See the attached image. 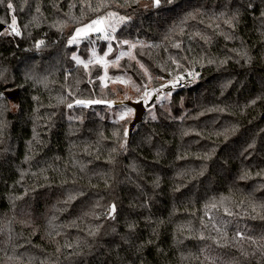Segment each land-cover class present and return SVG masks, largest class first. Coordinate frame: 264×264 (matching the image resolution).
Masks as SVG:
<instances>
[{"label":"trees","instance_id":"trees-1","mask_svg":"<svg viewBox=\"0 0 264 264\" xmlns=\"http://www.w3.org/2000/svg\"><path fill=\"white\" fill-rule=\"evenodd\" d=\"M109 11L130 18L117 35L144 44L155 77H183L128 139L75 103L95 89L72 57L96 46L68 41ZM13 15L21 35H0V264H264V0H3L1 24Z\"/></svg>","mask_w":264,"mask_h":264},{"label":"rangeland","instance_id":"rangeland-1","mask_svg":"<svg viewBox=\"0 0 264 264\" xmlns=\"http://www.w3.org/2000/svg\"><path fill=\"white\" fill-rule=\"evenodd\" d=\"M126 21H128V19ZM124 23L116 25L115 33H111V35L115 36V39L113 40H105L101 37V34L93 33L89 37L80 40V42L76 45L80 46L84 43V41L87 43L94 42L96 48L93 51H95L97 56H103L108 49L109 43H111L113 47V52L105 58L107 61L114 60L116 56H118L121 52H131L132 55L123 56L119 60L118 65L114 66L111 63H109L107 66L106 75H105L104 66L102 64H97V63L90 64L88 69H85L83 65H80L81 67H83L87 78H89V82L91 83L92 87L95 89L94 92H91L92 97L87 99H80V100L103 101V103L91 104L90 106H87L85 108L90 109L95 105H98V107L101 108V113L103 115L104 114L107 115L110 120L119 122L121 123V125L124 126V133H125V129H127L128 135L125 137L128 139L129 132L131 130V122L134 120L136 115L135 108L128 105V103L139 102V101L143 102V100H140V97L143 95L145 86H147V91H149L152 94V98L148 101V103L143 102L146 107V111L143 119L152 118L153 116H156V110H155L156 105L162 107L169 106L172 94L177 91V84L180 79L177 80L176 77L167 80V79L155 77V75L151 73L149 68L136 56L137 47L144 46V44L136 40H131L128 38H120L117 35V32L123 27ZM9 25L10 24L7 23L4 24L5 29L2 31L4 32V34H9L11 32V28L9 27ZM125 40L129 41V43L128 44L121 43L122 41ZM133 44L136 45L135 48L131 47V45ZM97 46H99L100 49H98ZM93 51L89 52L88 57L85 59L80 56L77 57L87 62L89 59H92ZM141 64L144 65V68L140 67ZM132 65H135L136 69L140 72V74H138L137 76L136 75L133 76ZM93 69H96L98 71V74L96 77L91 79V71ZM145 69H147V74L145 73ZM100 77H103V79H100ZM117 77H119L120 79L117 80L116 79ZM173 84H175V87H172ZM137 88H139L140 91H137ZM169 92L171 93V95L167 96L166 94H168ZM7 94L10 100L12 111H16L18 104L17 91L10 89L7 91ZM158 97H160L159 100H157ZM129 109H131V112L125 117V119L121 120L120 119L121 114L128 112ZM240 234H242V232H240Z\"/></svg>","mask_w":264,"mask_h":264},{"label":"snow or ice","instance_id":"snow-or-ice-1","mask_svg":"<svg viewBox=\"0 0 264 264\" xmlns=\"http://www.w3.org/2000/svg\"><path fill=\"white\" fill-rule=\"evenodd\" d=\"M168 2L170 3L171 0H168ZM0 3H3V0H0ZM161 3V0H153V5L156 7H159ZM75 5H72L70 7H74ZM89 7H91V5H88ZM103 7H108L107 4H104ZM7 8L12 9L13 8V4L12 3H8L7 4ZM37 11H39V8H37ZM189 15H192L191 13H189ZM127 19H130L129 17H125V16H121L119 15V13L115 12V11H109L107 12L105 15L103 16H98L96 19L91 20L89 23L84 24L81 27H77L74 30V34L71 36V38L69 39L68 43L69 44H78L80 42V40L89 37L91 34L93 33H98L101 34V37L105 40H113L115 39V36L111 35V33H115L116 31V25L117 24H121L126 22ZM0 23H3L2 21H0ZM230 23V21H229ZM9 27L11 28V32L9 34H15L17 36L21 35V32L19 31V29L16 27V17L15 15H13L11 17V24L9 25ZM4 32H0V35H3ZM43 41H40L37 44V47H39L41 44H43ZM121 43L123 44H128L129 41L125 40L122 41ZM132 48H135L136 45L133 44L131 45ZM174 47L176 48H180L181 45L179 43L175 44ZM113 52V47L111 45V43H109L108 45V49L107 51L104 53L103 56H97L95 51L92 52V59H89L87 62H85L84 60L79 59L78 57H76L75 55H73V59L76 61L77 64L83 65V67L85 69H88L90 64L93 63H97V64H102L104 66L105 69V75L107 74V66L109 63H111L112 65H118L119 64V60L123 57V56H131V52H121L118 56H116V58L112 61H107L105 58L110 55ZM141 68H144V65L141 64L140 65ZM177 67H180L179 64H177ZM145 73L147 74V69H145ZM189 75H193V73L189 70L188 72ZM100 79H103V77H100ZM117 80H119L120 78L117 77ZM179 79H183V77H177V80ZM172 87H175V84L172 85ZM137 91H140L139 88H137ZM158 91V90H157ZM3 93H0V96H2ZM167 96H170L171 93L169 92L168 94H166ZM152 98V94L147 91V86H145V90L143 92V95L140 97V100H143L144 103H148V101ZM160 97L157 98V100H159ZM76 105H82L84 107L90 106L91 104H98V103H103V101L100 100H76L75 101ZM68 108H72L73 104L69 103L67 105ZM131 112V109L128 110V112H125L123 114H121L120 119L123 120L125 119V117ZM203 114V113H201ZM153 119H155L156 117L153 116ZM125 136L128 135L127 129H125ZM125 145L121 144V148H123ZM252 145H250L249 147H251ZM257 175H260V173H257ZM247 176V173H245V175H242L240 177V179H245ZM74 199V197H69V200ZM227 199L226 197H222L221 198V203H223V200ZM205 207L209 210L211 209H216L218 207L217 203H211L209 205H205ZM262 208H264V205L261 206ZM225 214L226 215H233V213L231 211H229L227 208L224 209ZM115 213H116V204L113 203L112 205H110L109 207V218L110 219H115ZM205 215H207V212L205 213ZM211 219V217H209ZM130 229L133 227L132 225H129ZM213 228H216V225L213 224ZM216 231L219 232L220 229L216 228ZM240 239H244L245 237L238 233L237 234ZM201 239H203V235L200 236ZM248 239H252L251 237H248ZM214 242H216L217 244H219L218 240H215ZM253 243H255V241L253 240ZM67 247L69 249L72 248V245L69 244L67 245Z\"/></svg>","mask_w":264,"mask_h":264},{"label":"water","instance_id":"water-1","mask_svg":"<svg viewBox=\"0 0 264 264\" xmlns=\"http://www.w3.org/2000/svg\"><path fill=\"white\" fill-rule=\"evenodd\" d=\"M5 29V26L0 23V32H2ZM128 105L132 106L136 110V115L134 120L131 122V130L129 134L133 132V129L136 127V125L143 121L146 107L142 101L139 102H129Z\"/></svg>","mask_w":264,"mask_h":264}]
</instances>
